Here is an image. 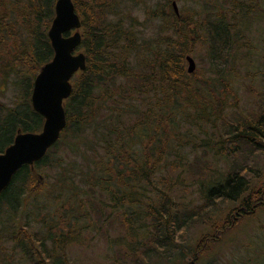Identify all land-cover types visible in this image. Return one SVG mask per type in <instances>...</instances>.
Returning a JSON list of instances; mask_svg holds the SVG:
<instances>
[{
	"label": "rangeland",
	"instance_id": "1",
	"mask_svg": "<svg viewBox=\"0 0 264 264\" xmlns=\"http://www.w3.org/2000/svg\"><path fill=\"white\" fill-rule=\"evenodd\" d=\"M165 1L114 0L111 4L117 15L126 17L123 22L128 17L135 23L140 39L150 38L160 29L163 32L169 24L156 17ZM173 1L178 13L191 17L193 22L196 19L204 32L187 36L184 41L171 38L182 42L183 68L191 77L188 81L199 83L195 87L197 105L176 110L184 111L187 117L178 116L165 137L145 143L149 154L160 158L154 182L158 186L148 187V195L156 209L160 210L161 202H167L172 217L165 211H154L152 233L138 242L134 240L132 248L121 247L112 241L129 235L124 216L110 200L99 198L102 205L91 209V219L100 223L102 220V224L95 226V231L81 230L77 242L66 245L68 264H115L116 260L118 264H264V192L260 193L264 190V142L257 148L230 135L264 116V0H170L171 5ZM31 5L32 0H0V122L7 109L23 101L22 83L31 79L32 84L39 70L33 73L26 62L32 44L29 32L36 26ZM148 14L153 17H146ZM217 15L221 20L216 19ZM107 19L113 20L111 13ZM49 21L41 17L37 33L47 35ZM217 21L228 28L226 40L223 36L213 40L214 28L210 24ZM79 31L82 33L81 28ZM187 55L195 63L191 73L187 72ZM76 78L74 75L70 80L73 86ZM172 99L175 110L181 99ZM83 135L73 139L77 150H66L69 139L59 141L54 155L57 164L34 171L37 186L62 170L74 176L93 163L98 145L88 134L86 139ZM30 167L34 169V164ZM229 171H240L246 179L248 190L240 199L251 195V200L256 201L253 212L248 209L250 214L239 212L243 199L204 198L206 188L221 181ZM16 217L20 223L32 225L29 206L20 209ZM150 220L145 219L146 223ZM5 223H0L2 237L8 236L6 227L11 221ZM164 230H168L167 237L162 235ZM0 249V264L14 261L10 257L18 249L12 241L0 240Z\"/></svg>",
	"mask_w": 264,
	"mask_h": 264
},
{
	"label": "trees",
	"instance_id": "2",
	"mask_svg": "<svg viewBox=\"0 0 264 264\" xmlns=\"http://www.w3.org/2000/svg\"><path fill=\"white\" fill-rule=\"evenodd\" d=\"M111 2L114 0H73L81 22L80 47L86 55V67L75 74V84L65 100L66 127L59 140L34 163V169L26 164L21 166L0 195V223L6 221L7 225L11 221L9 228L6 227L8 236L0 234V240H10L18 249V253L10 257L14 261L5 264H68L66 245L77 242L81 230L95 231V226L98 228L102 224V220L100 223L91 219V209L102 205L99 198H107L114 209H120L128 226L129 235L113 240L114 245L132 248L134 240L138 242L152 231L154 211L159 209L155 208L147 188L158 186L154 182L160 158L149 154L145 143H151V138L165 137L173 122H178V116L187 117L184 111L176 110L197 105L195 87L199 86L198 82L190 83L191 77L184 71L182 42L177 43L171 38L184 41L187 36H197L204 30L197 26L196 19L193 22L191 17L176 14L170 0H166L164 8H159L156 3L159 8L156 17L169 23L167 27L150 38L137 39L140 33L135 23L128 17L123 22L125 16L117 15ZM54 3L55 0H32L36 26L29 32L32 44L26 62L30 63L29 69L33 73L53 55L47 35L37 33L36 28L41 17L48 21L52 19ZM146 8L148 13L150 7ZM110 13L113 20L109 21ZM146 17L153 16L148 14ZM218 18L219 15L216 19L221 20ZM210 28H214L213 40L226 38L228 28L225 23L217 21L210 24ZM31 86V79L24 81L23 101L3 114L0 152L12 143L18 130L35 132L43 124L42 116L33 110L29 100ZM177 96L181 101L174 110L172 98ZM258 118L254 125L241 127L238 134L230 133L232 138L238 137L258 148L260 142H264V116ZM82 134H88L98 145L93 163L74 176L62 170L60 175L55 174L52 180L45 181L46 184L37 186L34 171L41 167L53 168L57 164L54 155L59 141L69 139L66 150H77L73 139ZM247 190L241 172L229 171L221 181L206 188L204 198L206 201L242 200L240 197ZM251 199V195L244 197L239 212L249 213L248 209L252 211L251 208L257 206ZM259 199L258 196L257 201ZM28 206L32 225L20 223L16 217L20 209ZM159 211L171 216L167 202H161ZM36 217L39 218L35 220ZM147 217L151 220L146 223ZM167 231L164 230L162 235L167 237ZM115 262L119 263L118 260Z\"/></svg>",
	"mask_w": 264,
	"mask_h": 264
},
{
	"label": "water",
	"instance_id": "3",
	"mask_svg": "<svg viewBox=\"0 0 264 264\" xmlns=\"http://www.w3.org/2000/svg\"><path fill=\"white\" fill-rule=\"evenodd\" d=\"M172 7L178 14L174 1ZM80 26L72 0H56L54 17L47 30L53 56L35 75L30 95L31 106L43 117V124L38 132L18 131L12 143L0 153V194L22 165L32 166L46 154L66 126L64 100L73 88L70 80L86 67L85 54L77 51L81 43ZM71 31L72 34L63 35ZM185 59L188 62L187 72H193V58L187 55Z\"/></svg>",
	"mask_w": 264,
	"mask_h": 264
}]
</instances>
